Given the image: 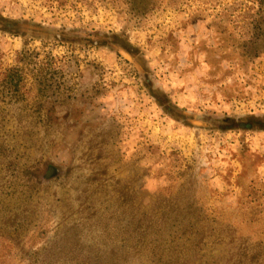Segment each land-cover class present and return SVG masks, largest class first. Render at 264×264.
I'll return each instance as SVG.
<instances>
[{
  "label": "rangeland",
  "instance_id": "rangeland-1",
  "mask_svg": "<svg viewBox=\"0 0 264 264\" xmlns=\"http://www.w3.org/2000/svg\"><path fill=\"white\" fill-rule=\"evenodd\" d=\"M0 264H264V0H0Z\"/></svg>",
  "mask_w": 264,
  "mask_h": 264
}]
</instances>
